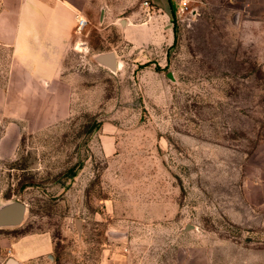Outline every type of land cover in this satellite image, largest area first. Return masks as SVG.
I'll return each mask as SVG.
<instances>
[{"label":"rangeland","instance_id":"374dc122","mask_svg":"<svg viewBox=\"0 0 264 264\" xmlns=\"http://www.w3.org/2000/svg\"><path fill=\"white\" fill-rule=\"evenodd\" d=\"M145 1L90 14L60 118L0 154V264H264V0Z\"/></svg>","mask_w":264,"mask_h":264},{"label":"crops","instance_id":"0c3cea01","mask_svg":"<svg viewBox=\"0 0 264 264\" xmlns=\"http://www.w3.org/2000/svg\"><path fill=\"white\" fill-rule=\"evenodd\" d=\"M145 2L160 16L172 17L178 8V0ZM109 4V0H0V154H15L29 131L60 118L61 105L71 94L63 75L66 60L78 33L90 23V14L99 13L104 22L120 6ZM79 18L86 22L80 31ZM122 21L125 28L126 20ZM256 191L263 192L261 205L264 188Z\"/></svg>","mask_w":264,"mask_h":264},{"label":"water","instance_id":"95a60500","mask_svg":"<svg viewBox=\"0 0 264 264\" xmlns=\"http://www.w3.org/2000/svg\"><path fill=\"white\" fill-rule=\"evenodd\" d=\"M94 59L98 65L112 72L116 70L117 65L114 53H101L95 56ZM25 212V204L18 200L10 201L0 206V229L20 226L24 221ZM7 264H14V261L9 260Z\"/></svg>","mask_w":264,"mask_h":264},{"label":"built area","instance_id":"2783aa9c","mask_svg":"<svg viewBox=\"0 0 264 264\" xmlns=\"http://www.w3.org/2000/svg\"><path fill=\"white\" fill-rule=\"evenodd\" d=\"M190 0H178V8L176 10V15H183L184 13H186V11H188V3H189ZM145 6H147V3L145 2L144 3ZM193 13V10L191 11H188L187 14H192ZM85 20L82 19V18H79L78 20V27H77V30L80 31L84 25H85Z\"/></svg>","mask_w":264,"mask_h":264},{"label":"trees","instance_id":"16d2710c","mask_svg":"<svg viewBox=\"0 0 264 264\" xmlns=\"http://www.w3.org/2000/svg\"><path fill=\"white\" fill-rule=\"evenodd\" d=\"M173 19V18H172Z\"/></svg>","mask_w":264,"mask_h":264}]
</instances>
